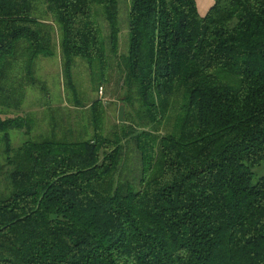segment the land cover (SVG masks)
Masks as SVG:
<instances>
[{
  "label": "trees",
  "instance_id": "obj_1",
  "mask_svg": "<svg viewBox=\"0 0 264 264\" xmlns=\"http://www.w3.org/2000/svg\"><path fill=\"white\" fill-rule=\"evenodd\" d=\"M121 10L0 0V264H264V0H130L124 47ZM55 27L74 96L81 60L131 111L108 137L96 101L89 140L14 148Z\"/></svg>",
  "mask_w": 264,
  "mask_h": 264
},
{
  "label": "rangeland",
  "instance_id": "obj_2",
  "mask_svg": "<svg viewBox=\"0 0 264 264\" xmlns=\"http://www.w3.org/2000/svg\"><path fill=\"white\" fill-rule=\"evenodd\" d=\"M130 0H121V43L125 46L127 38L126 19ZM101 22L108 30L103 18ZM56 28L55 56L41 58L36 64V82L27 92L22 110L14 115H21L28 122L29 134L23 131H12V144L18 148L27 139L42 141L89 140L93 137L92 106L96 101L102 103L105 135L112 137L119 131L118 126L126 122L127 111L124 99L127 89L121 75L115 70L109 74L108 81H102L101 73H92L88 65L75 60L73 64V83L76 97L68 89L64 75L63 58L60 48V32ZM124 51V48L122 52ZM125 106V122H119L120 107ZM130 109V110H129ZM3 144L0 134V163L4 162ZM255 181L264 176V163L254 169Z\"/></svg>",
  "mask_w": 264,
  "mask_h": 264
},
{
  "label": "crops",
  "instance_id": "obj_3",
  "mask_svg": "<svg viewBox=\"0 0 264 264\" xmlns=\"http://www.w3.org/2000/svg\"><path fill=\"white\" fill-rule=\"evenodd\" d=\"M215 0H198L200 14L205 16L213 6Z\"/></svg>",
  "mask_w": 264,
  "mask_h": 264
},
{
  "label": "water",
  "instance_id": "obj_4",
  "mask_svg": "<svg viewBox=\"0 0 264 264\" xmlns=\"http://www.w3.org/2000/svg\"><path fill=\"white\" fill-rule=\"evenodd\" d=\"M125 106L124 105H122L121 107H120V113H119V122L120 123H124L125 122Z\"/></svg>",
  "mask_w": 264,
  "mask_h": 264
}]
</instances>
